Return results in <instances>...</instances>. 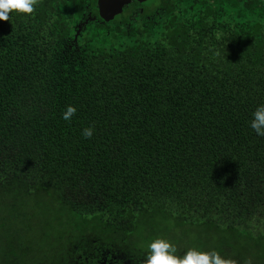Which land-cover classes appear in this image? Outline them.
I'll list each match as a JSON object with an SVG mask.
<instances>
[{
    "label": "trees",
    "instance_id": "1",
    "mask_svg": "<svg viewBox=\"0 0 264 264\" xmlns=\"http://www.w3.org/2000/svg\"><path fill=\"white\" fill-rule=\"evenodd\" d=\"M57 1L0 21V254L36 204L60 252L168 235L177 254L264 264V137L248 126L264 104V0H162L135 29L80 34L82 0Z\"/></svg>",
    "mask_w": 264,
    "mask_h": 264
},
{
    "label": "flooded vegetation",
    "instance_id": "2",
    "mask_svg": "<svg viewBox=\"0 0 264 264\" xmlns=\"http://www.w3.org/2000/svg\"><path fill=\"white\" fill-rule=\"evenodd\" d=\"M63 0H59V4ZM162 0H147L140 2L138 0H132L129 4L123 7V11L120 14L109 21H105L100 16V10L98 6V0H82L83 6L80 7L81 15L80 21L77 25L78 29L75 34H80L83 27L90 20L98 21L100 23H120L127 26L129 29L139 27L143 17L149 18L154 16L149 15L147 12L154 11V14H158L161 10L160 4ZM170 1V0H168ZM74 4V0H69ZM94 4V5H93ZM58 9H63V6H58ZM152 13V12H151ZM60 16V15H59ZM51 233V231H49ZM53 234V233H52ZM50 234V235H52ZM56 237H52L55 239ZM112 238L96 236L92 238L90 243H85L79 247L73 244V249L70 245L68 252H60L58 248L57 253L46 254L43 252L42 256L28 255V252L22 251L15 243L20 242L19 238L11 237L9 245L11 249L15 251L5 252L0 255V264H143L145 254H141L137 251L138 245H123L122 244H110L106 242ZM131 240L132 238H127ZM124 238L123 240H127ZM75 242V241H74ZM121 247L122 249H118ZM129 248H133V252H129Z\"/></svg>",
    "mask_w": 264,
    "mask_h": 264
},
{
    "label": "clouds",
    "instance_id": "3",
    "mask_svg": "<svg viewBox=\"0 0 264 264\" xmlns=\"http://www.w3.org/2000/svg\"><path fill=\"white\" fill-rule=\"evenodd\" d=\"M37 0H0V21L9 20V13L30 15ZM76 113V108L72 105L66 106L61 113V119L71 121ZM248 126L260 137H264V104H259L250 114ZM94 129L91 126L84 127L81 135L90 138ZM145 257L143 264H233L225 259L215 249L202 251L197 248H188L184 253L177 254L175 244L164 238H154L144 245Z\"/></svg>",
    "mask_w": 264,
    "mask_h": 264
},
{
    "label": "rangeland",
    "instance_id": "4",
    "mask_svg": "<svg viewBox=\"0 0 264 264\" xmlns=\"http://www.w3.org/2000/svg\"><path fill=\"white\" fill-rule=\"evenodd\" d=\"M21 206V205H20ZM27 209L32 212L34 219V227L29 231L28 226H24L23 222H20L19 224L11 225L9 230H10V239H8V244L10 243L11 237H20L18 243H15L22 251L28 252V255H37V256H42L43 252L46 254H52V253H57L58 248V243H55L53 239H44L40 238V234L42 232L41 227L43 226V223L38 222L41 218V212L40 208L36 205H30L27 204L25 205ZM49 215V213H47ZM8 230V229H7ZM15 235V236H14ZM184 235L183 233H180V236ZM166 237H163L164 239H167L168 241L171 239L170 236L165 235ZM203 236V235H202ZM143 237V236H140ZM158 236L154 237L157 238ZM184 237H196L195 234H186ZM151 238V239H154ZM161 238V237H160ZM149 239L148 241H150ZM139 240H142L140 244L137 247V251H139L141 254L145 253V248L144 245L148 241H144L143 238H139ZM43 243V244H42ZM3 242L0 240V252L3 250V247L1 248ZM1 255V254H0Z\"/></svg>",
    "mask_w": 264,
    "mask_h": 264
},
{
    "label": "water",
    "instance_id": "5",
    "mask_svg": "<svg viewBox=\"0 0 264 264\" xmlns=\"http://www.w3.org/2000/svg\"><path fill=\"white\" fill-rule=\"evenodd\" d=\"M132 0H98V6L100 10V16L109 21L115 17V15L122 13L123 7L129 4ZM144 2L147 0H138Z\"/></svg>",
    "mask_w": 264,
    "mask_h": 264
}]
</instances>
